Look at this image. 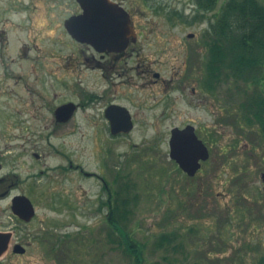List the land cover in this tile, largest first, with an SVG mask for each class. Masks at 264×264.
Masks as SVG:
<instances>
[{"label":"rangeland","instance_id":"rangeland-1","mask_svg":"<svg viewBox=\"0 0 264 264\" xmlns=\"http://www.w3.org/2000/svg\"><path fill=\"white\" fill-rule=\"evenodd\" d=\"M190 1L160 3L169 11L185 8V16L192 17ZM25 2L0 0V28L9 39L0 55V174L15 172L22 180L16 191L30 196L37 208L32 222L17 225L28 248L14 264H132L104 231L99 235L105 227L99 210L104 181L115 186L119 169L125 177L118 183L130 175L137 185L128 228L145 244L146 264H259L264 141L199 86L206 54L201 35L210 21L187 24L186 17L177 18L181 25L172 28L169 11L135 3L136 20L147 30L140 41L144 51L130 56L127 66L142 62L161 78L153 82L152 74L147 79L133 69L135 83L106 92L108 99L117 92L135 115L130 133L113 136L105 123L106 102L82 107L66 123H56L53 115L56 105L88 102V93H104L108 86L103 71L86 61L87 48L63 28L64 18L77 10L74 0H27V11ZM192 32L195 37L188 36ZM179 83L182 88H171ZM187 123L211 143V158L194 177L176 169L169 157L170 129ZM70 230L76 231L67 247L71 257L62 251L51 259L52 240L46 236ZM168 231L178 234L176 249L156 243Z\"/></svg>","mask_w":264,"mask_h":264},{"label":"trees","instance_id":"trees-1","mask_svg":"<svg viewBox=\"0 0 264 264\" xmlns=\"http://www.w3.org/2000/svg\"><path fill=\"white\" fill-rule=\"evenodd\" d=\"M197 14L193 20L205 17L210 21L205 35L206 88L212 83L223 82L237 91L226 102L235 114L241 127H247L264 141V3L261 0H225L216 10L213 19L209 12L216 9L219 0H193ZM191 21V22H192ZM233 97V98H232ZM226 104V105H228ZM135 184L127 183L111 191L116 202L108 204V234L118 242L132 264H146L143 243L137 242L129 232V220L134 214ZM175 232H163L156 243L170 245L173 249L177 238ZM67 255L69 253L67 252ZM259 264H264L262 256Z\"/></svg>","mask_w":264,"mask_h":264},{"label":"flooded vegetation","instance_id":"flooded-vegetation-1","mask_svg":"<svg viewBox=\"0 0 264 264\" xmlns=\"http://www.w3.org/2000/svg\"><path fill=\"white\" fill-rule=\"evenodd\" d=\"M113 1L123 5L130 13V17L132 20L131 25L133 28H132L131 33L129 34V43L127 47L121 48L119 50L106 49L104 51H99L95 47L96 44L94 42H90V43L81 42L73 38L66 31L69 38H71L79 46H85L87 48V51L82 50V52L85 53L84 55H85L86 61L88 63H91L93 67L99 68L100 70L103 71V78L106 80L108 84L104 93H97L96 91L95 92L93 91L87 94L88 102H83V103L78 102L76 113L82 107L89 106L90 104L93 105L92 103L95 104L96 102L97 103L106 102V105L104 106V118L106 121L105 123L108 127H110L113 124L123 123L122 121H119L117 117V116H120L119 111H122L123 109L121 107H124L127 110H129V112L131 113L130 115L133 118L134 122H135V115L131 112V109L128 105L123 103L120 99H117V96H118L117 92L115 94L116 95L115 97L113 98L109 97V99L106 96V92L112 91L114 88L119 87L121 84L131 85L135 83L133 76H130V72L133 69L136 70L138 73H140L139 74L140 76H144L147 79H148V76L152 74L155 77L154 79H152L153 82L161 78L160 73L154 72L151 66L146 65L145 68H142L143 67L142 62H139L134 67L127 66L128 58L130 56H132L135 53L139 55L141 51L142 52L144 51V46L143 44L140 45V41L143 39V37H145V30H147V26H144L142 22H137L136 12L134 11L135 3L141 4V1L140 0H113ZM149 1L154 2V0H149ZM74 2H75V5L77 6V10L74 13H71L69 16L74 15V14H79L83 11L79 2L77 0H74ZM157 2L159 3L160 0ZM25 3H26V11H27V0ZM143 4H144V1L142 0V5ZM144 9L147 10V8H144ZM26 17H27V14H26ZM64 21H63V24H64ZM169 25L172 28H174V27L180 26L181 24L171 23ZM189 34H188L189 37H195V35H189ZM205 34L206 32L202 33L203 36H205ZM8 42H9V39H8L7 29L0 28V55L1 56L4 52L3 49L7 46ZM145 61L147 60L145 59ZM139 69H142V70H139ZM118 77L120 79L123 78V80L119 81L117 79ZM171 86H172L171 88L176 87V86L179 88L181 87V84L180 83L178 85L172 84ZM185 87L186 86L184 85V88ZM192 89L194 92H196V88L194 86ZM123 97H124V94H123ZM63 103H60V104H63ZM60 104L56 105L53 111V115L55 116L56 123L60 122L57 120V116L55 115L56 108ZM112 118H114V121H118V123L117 122L113 123ZM179 127H183V126H179ZM3 168H4V164L0 162V171H2ZM13 173L15 172H12V173L3 172L2 174H0V233L4 234L8 238L6 249L4 253L0 256V264H14L15 256L20 255V254H17L18 252L16 251L17 244L26 245V247L28 248V244H25L23 242L25 237L17 233L18 232L17 225H20V223L27 224V223H30L31 221L26 222L25 220L19 218L16 215L15 209H14V202H13L15 196L26 194V193L22 191H16L17 187L22 183V180H20L17 174H13ZM17 220H18V223H17Z\"/></svg>","mask_w":264,"mask_h":264},{"label":"water","instance_id":"water-1","mask_svg":"<svg viewBox=\"0 0 264 264\" xmlns=\"http://www.w3.org/2000/svg\"><path fill=\"white\" fill-rule=\"evenodd\" d=\"M84 12L67 19L66 26L70 33L84 42L95 41L98 38L108 44H97L100 50L118 49L127 45L129 41L130 16L120 5L111 0H78ZM73 103L62 105L57 109V115L63 113V120L69 119L73 113ZM119 117V116H118ZM122 124L113 126L114 133L128 132L133 127V121L129 114L119 117ZM119 119V120H120ZM118 123V121H115ZM114 122V123H115ZM170 156L175 159L180 167L190 175H194L201 167V159L209 156V150L195 133L193 125L184 129L174 128L170 140ZM264 179V172L262 174ZM16 213L25 219H29L33 213V204L27 197H18ZM5 249L3 235H0V253Z\"/></svg>","mask_w":264,"mask_h":264}]
</instances>
